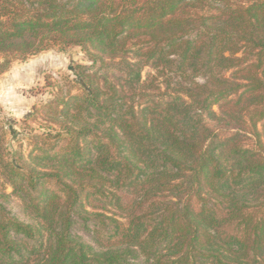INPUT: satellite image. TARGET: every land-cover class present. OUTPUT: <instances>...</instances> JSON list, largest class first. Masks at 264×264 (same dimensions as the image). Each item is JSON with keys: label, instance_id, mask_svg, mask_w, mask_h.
Wrapping results in <instances>:
<instances>
[{"label": "trees", "instance_id": "1", "mask_svg": "<svg viewBox=\"0 0 264 264\" xmlns=\"http://www.w3.org/2000/svg\"><path fill=\"white\" fill-rule=\"evenodd\" d=\"M52 46L88 63L0 147V264H264V0H0V54Z\"/></svg>", "mask_w": 264, "mask_h": 264}, {"label": "rangeland", "instance_id": "2", "mask_svg": "<svg viewBox=\"0 0 264 264\" xmlns=\"http://www.w3.org/2000/svg\"><path fill=\"white\" fill-rule=\"evenodd\" d=\"M75 63H88L84 53L77 46L64 49L52 46L25 57L0 54V147L2 150L10 153L27 152L30 134L43 132L46 125L44 118L36 114L34 109L53 99L59 92L75 89L78 82V78L73 74ZM154 75V72L145 68L142 72V86L147 88L146 86L154 83L159 86V92L164 91L165 80L162 76L153 77ZM167 77L171 86L180 82V77L173 72L168 73ZM0 191L7 194L11 191L2 176H0ZM120 199L118 206L106 203L103 209L101 207L104 206L94 203V208H89V211L101 212L104 216L109 215L124 228L128 198L121 195ZM5 205L21 220L29 221L28 214L16 197L8 195ZM74 231L84 241L96 247L93 237L87 234L83 227L76 226ZM139 264L151 263L139 257Z\"/></svg>", "mask_w": 264, "mask_h": 264}]
</instances>
